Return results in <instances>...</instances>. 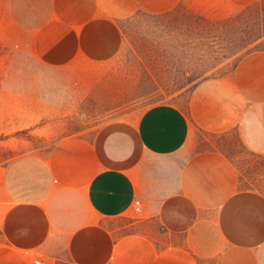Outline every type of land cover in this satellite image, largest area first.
Masks as SVG:
<instances>
[{
    "label": "crops",
    "instance_id": "1",
    "mask_svg": "<svg viewBox=\"0 0 264 264\" xmlns=\"http://www.w3.org/2000/svg\"><path fill=\"white\" fill-rule=\"evenodd\" d=\"M205 0H12L45 65L115 52L120 24ZM243 8L257 0H206ZM85 53V54H83ZM85 55V56H84ZM87 57L92 61V57ZM264 155V49L201 82L0 170V264H264V199L200 135Z\"/></svg>",
    "mask_w": 264,
    "mask_h": 264
},
{
    "label": "rangeland",
    "instance_id": "2",
    "mask_svg": "<svg viewBox=\"0 0 264 264\" xmlns=\"http://www.w3.org/2000/svg\"><path fill=\"white\" fill-rule=\"evenodd\" d=\"M12 0H0V170L59 139L92 133L126 111L155 102L186 108L203 81L227 75L245 53L264 49V0L243 8L203 1L120 24L115 52L45 65ZM26 26V22H24ZM85 54V53H83ZM239 172V187L264 199V155L248 152L235 130L200 135Z\"/></svg>",
    "mask_w": 264,
    "mask_h": 264
},
{
    "label": "built area",
    "instance_id": "3",
    "mask_svg": "<svg viewBox=\"0 0 264 264\" xmlns=\"http://www.w3.org/2000/svg\"><path fill=\"white\" fill-rule=\"evenodd\" d=\"M33 264H45V262L36 258V259H34Z\"/></svg>",
    "mask_w": 264,
    "mask_h": 264
}]
</instances>
